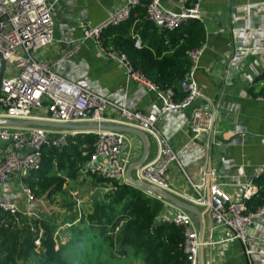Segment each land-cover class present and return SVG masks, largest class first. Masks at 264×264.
Here are the masks:
<instances>
[{
	"label": "built area",
	"instance_id": "obj_1",
	"mask_svg": "<svg viewBox=\"0 0 264 264\" xmlns=\"http://www.w3.org/2000/svg\"><path fill=\"white\" fill-rule=\"evenodd\" d=\"M179 12L163 9L157 0H150L143 5L141 0H125V3L115 12L108 14L98 26L85 30L84 39H92L100 44L101 34L108 28L117 27L127 22L132 11L144 7L146 19L158 32H173L190 19L200 18L197 0H175ZM235 35L233 48L252 54L264 51V43L254 42L250 47H244V27L233 26ZM134 47L139 49L141 41L134 35ZM54 42V22L50 16L46 0H0V69L4 62L3 76L0 82V120L14 122H45L55 125L94 124L100 126L104 121H110L123 127L136 129L151 136L157 144L156 157L138 170L139 181L162 190L179 200L203 209L208 222V240L199 242L198 232L192 216L174 204L143 191L147 196L162 203V210L157 221L175 225L182 229L184 237L183 253L187 264H199V249L212 260V249L229 242H239L249 258L259 254L264 258V238H255L249 230L254 222L264 217V203L250 211L246 202L258 188L250 184L242 185L241 199H234L223 186L215 181L213 172H203L199 184L189 180L194 197H185L175 191L169 181L167 170L171 164L182 170L177 154L163 137L159 123L171 111L182 110L201 97L200 90L192 79V73L185 75L180 82V89L185 93L181 102L173 101L171 89L162 91L161 107L158 113L143 114L138 111H128L91 91L86 82L67 81L51 71L50 66L36 59V54L46 49ZM167 43V42H166ZM198 51L190 52L196 59ZM106 55L121 64L131 81H136L146 87L156 88L141 73L135 72L127 56L119 51H108ZM240 72L244 65H240ZM205 108H196L189 119L191 142H196L212 134L214 120L212 112L214 105L210 100ZM109 111L117 114L118 119H106L104 113ZM43 112L44 115H40ZM78 134L96 137L91 152L86 150L82 156L86 160L80 165L78 172L83 178H99L95 192L101 198L114 191L112 181L118 185H130L125 179V164L123 153L127 152V137L116 131H69L58 128L26 126L13 127L0 125V186L7 184L13 178L23 180L41 167L42 148H59L68 136ZM206 152V150H204ZM123 157V158H122ZM126 159V158H125ZM211 182L207 183L206 178ZM131 186V185H130ZM24 203L30 206L35 201L31 188L22 183L20 186ZM92 195L90 194L89 197ZM77 205L81 204L78 195L73 196ZM0 212L15 216L21 214L32 218L28 210H20L16 204L0 203ZM31 231L36 232L31 225ZM42 230H39V234ZM219 234L218 237H215ZM39 240L35 245L39 246ZM254 244L257 245L255 248Z\"/></svg>",
	"mask_w": 264,
	"mask_h": 264
},
{
	"label": "crops",
	"instance_id": "obj_2",
	"mask_svg": "<svg viewBox=\"0 0 264 264\" xmlns=\"http://www.w3.org/2000/svg\"><path fill=\"white\" fill-rule=\"evenodd\" d=\"M157 1L163 9L180 11L175 0ZM46 3L54 22V42L36 54L38 61L47 63L53 73L67 81L88 83L94 94L128 111L158 113L162 105V90L152 82L157 89L131 81L123 66L106 55L112 50L124 53V40L138 35L136 26L141 23L138 12L132 11L129 28L125 22L124 25L106 29L100 36V44H96L92 39H84V31L101 24L125 0H46ZM197 3L205 37L199 49L187 52L192 67L186 75L192 73L201 97L185 109L171 111L159 123L163 137L182 165L181 170L171 164L167 174L175 191L192 198L194 192L189 180L199 184L203 172H213L215 181L232 198L241 199V186L250 184L257 187L256 180L264 174V97L257 95L264 87V81L258 80L264 72V51L252 54L235 51L233 40L237 34L233 35L231 29L236 24L244 27L243 44L246 48L254 42L264 43V0H197ZM151 43V39H148L141 43V47ZM164 46L168 51L161 52L160 56L173 52L169 49L168 40L164 41ZM158 47L160 52L161 47L156 44L153 53L158 52ZM194 51L199 53L196 59L190 56V52ZM240 65H244L242 72ZM208 100L214 105V109L208 110L213 114L212 134L191 142L190 115L196 108H205ZM173 101L179 103L182 100L179 101L177 96ZM40 115H44L43 112ZM104 118L117 120L118 115L107 111ZM71 126L84 129L72 131L98 129L124 134L129 145L122 157L126 160L124 175L131 186H134V181H139L138 170L156 157V142L142 131H122L120 128L127 127L110 121H104L100 126ZM82 179L92 181L97 178ZM17 181L21 186L19 181L22 183L23 180L19 178L0 186V203H13L9 199L10 188ZM206 182L210 183L211 179L206 178ZM95 185L94 189L98 184ZM22 198L24 203V196ZM22 198L19 203L13 204L20 207ZM23 207L26 208L24 204ZM196 208L202 213V218L188 213L192 216L198 237L202 232L203 241L208 240L207 219L203 209ZM249 233L255 238H264V217L254 222ZM254 246L257 247L256 244ZM204 253L203 264H210L206 251ZM212 260L214 264H264V258L259 254L248 258L239 242L214 247Z\"/></svg>",
	"mask_w": 264,
	"mask_h": 264
},
{
	"label": "trees",
	"instance_id": "obj_3",
	"mask_svg": "<svg viewBox=\"0 0 264 264\" xmlns=\"http://www.w3.org/2000/svg\"><path fill=\"white\" fill-rule=\"evenodd\" d=\"M149 1L141 0L143 5ZM134 11L140 14L141 23L136 26V32L141 43L148 39L152 43L137 49L133 38L124 40L123 50L133 71L141 73L162 91L171 89L173 100L178 96L181 101L186 95L180 89V82L192 67L187 52L199 49L204 42L201 22L190 19L178 30L160 33L146 19L144 7H137ZM131 23L130 17L125 23L127 28ZM165 40L169 41V49L173 52L160 56L161 52L168 51ZM156 44L161 47L160 52L159 47L157 49L159 53L155 52L157 54L153 53ZM258 80L264 81V72ZM257 95L264 97V87ZM95 139L93 135L78 134L68 136L59 148L43 147L40 169L23 179V183L37 198L56 195L67 181L78 178V168L86 160L82 152L90 153ZM97 181L104 182L99 178ZM112 184L115 190L101 200L94 199L90 213L84 216L83 222L89 228L87 233L94 231L93 238L101 237L110 252L114 250V254L122 258L131 252L144 264H187L182 249V229L157 221L162 203L134 186L118 185L115 181ZM256 185L257 193L247 202L250 211L264 203V174L256 180ZM31 225L35 233L31 231ZM54 229L49 222L37 219L32 224L21 214L12 216L0 212V264H71L72 260L66 256L67 250L71 247L72 251H81L76 247L82 242L83 232L73 228L70 239L61 246L53 237ZM39 230H42L41 234ZM36 240L40 242L39 247L35 245Z\"/></svg>",
	"mask_w": 264,
	"mask_h": 264
},
{
	"label": "rangeland",
	"instance_id": "obj_4",
	"mask_svg": "<svg viewBox=\"0 0 264 264\" xmlns=\"http://www.w3.org/2000/svg\"><path fill=\"white\" fill-rule=\"evenodd\" d=\"M82 178L78 172V178L67 181L56 195L43 196V198L35 196L34 203L26 207V210L31 212L32 218L24 217L32 224L37 219L49 222L55 228L53 237L61 246L70 239L73 228L82 231V242L80 241L76 247L81 251H72L71 247L67 250L66 256L72 260L71 264H144L141 258L133 257L131 252L125 258L114 254V250L110 252L101 237L93 238L94 231L87 233L89 228L87 223L83 222L84 216L90 213L94 199L101 200V195L94 189L95 184L99 183L98 178L92 181ZM19 183L22 185L23 181ZM76 194L82 201L80 205L74 201L73 196ZM9 195L13 203H19V199L23 197L18 181L10 188ZM23 204L25 205L22 198L21 206L18 207L20 210L24 208ZM38 247L36 250L39 249Z\"/></svg>",
	"mask_w": 264,
	"mask_h": 264
},
{
	"label": "water",
	"instance_id": "obj_5",
	"mask_svg": "<svg viewBox=\"0 0 264 264\" xmlns=\"http://www.w3.org/2000/svg\"><path fill=\"white\" fill-rule=\"evenodd\" d=\"M3 71H4V62L1 63V69H0V82L3 76ZM0 125H5V126H13V127H26V126H38V127H50V128H58V129H62V130H84L83 128H80L79 126H69V125H55V124H50V123H45V122H14V121H10V120H0ZM85 129H93V128H85ZM122 131H127V132H135L138 133L139 131L137 130H133L131 128H120ZM98 130V129H97ZM119 132V131H118ZM133 185L142 190V191H147L149 193H152L172 204H174L175 206L183 209L186 212L189 213H194L198 216H200V218L203 217L202 213L200 211L197 210L196 207L190 205L187 202H184L182 200H179L178 198L162 191L159 190L153 186H150L146 183H143L141 181H134ZM199 242L202 243L203 242V238H202V232L200 234L199 237ZM199 264H203V249L202 247H200L199 249Z\"/></svg>",
	"mask_w": 264,
	"mask_h": 264
}]
</instances>
